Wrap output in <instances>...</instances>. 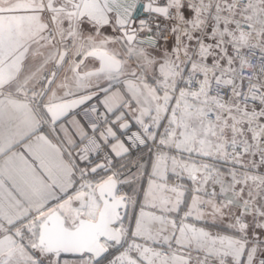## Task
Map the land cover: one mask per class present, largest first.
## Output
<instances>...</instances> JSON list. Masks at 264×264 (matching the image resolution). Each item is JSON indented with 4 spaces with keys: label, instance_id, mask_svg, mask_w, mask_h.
<instances>
[{
    "label": "snow or ice",
    "instance_id": "snow-or-ice-1",
    "mask_svg": "<svg viewBox=\"0 0 264 264\" xmlns=\"http://www.w3.org/2000/svg\"><path fill=\"white\" fill-rule=\"evenodd\" d=\"M0 264H264V0H0Z\"/></svg>",
    "mask_w": 264,
    "mask_h": 264
}]
</instances>
